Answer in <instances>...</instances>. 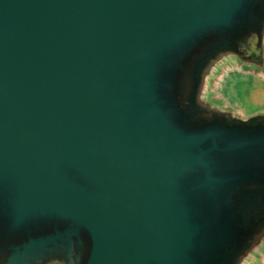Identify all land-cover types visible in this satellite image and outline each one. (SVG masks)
<instances>
[{
	"label": "water",
	"instance_id": "obj_1",
	"mask_svg": "<svg viewBox=\"0 0 264 264\" xmlns=\"http://www.w3.org/2000/svg\"><path fill=\"white\" fill-rule=\"evenodd\" d=\"M263 7L0 0V262L71 238L79 264H220L264 193V126L194 116L189 73L251 46Z\"/></svg>",
	"mask_w": 264,
	"mask_h": 264
},
{
	"label": "rangeland",
	"instance_id": "obj_2",
	"mask_svg": "<svg viewBox=\"0 0 264 264\" xmlns=\"http://www.w3.org/2000/svg\"><path fill=\"white\" fill-rule=\"evenodd\" d=\"M254 31L251 46L224 42L207 55L187 94L186 107L194 116L220 124L264 126V7L254 20ZM239 224L237 243L220 264H264V218L247 229L245 219ZM68 241L70 246H64ZM72 241L61 238L24 249L7 264H79Z\"/></svg>",
	"mask_w": 264,
	"mask_h": 264
},
{
	"label": "bare ground",
	"instance_id": "obj_3",
	"mask_svg": "<svg viewBox=\"0 0 264 264\" xmlns=\"http://www.w3.org/2000/svg\"><path fill=\"white\" fill-rule=\"evenodd\" d=\"M216 48H212L211 52H214ZM210 52V53H211ZM209 53V54H210ZM208 55V54H207ZM201 57L193 65L189 75L192 77L199 69L205 65V59L207 57ZM258 93V92H257ZM261 94V93H260ZM259 96V95H258ZM257 96V100H258ZM263 100V99H262ZM239 206V216L245 219L244 228H250L255 226V223L264 218V193L261 191L248 190L241 193ZM69 241L65 242L64 246H70Z\"/></svg>",
	"mask_w": 264,
	"mask_h": 264
},
{
	"label": "clouds",
	"instance_id": "obj_4",
	"mask_svg": "<svg viewBox=\"0 0 264 264\" xmlns=\"http://www.w3.org/2000/svg\"><path fill=\"white\" fill-rule=\"evenodd\" d=\"M73 259H76V258L73 256Z\"/></svg>",
	"mask_w": 264,
	"mask_h": 264
}]
</instances>
